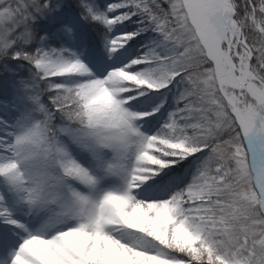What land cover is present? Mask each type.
Returning <instances> with one entry per match:
<instances>
[{"label": "snow or ice", "instance_id": "1", "mask_svg": "<svg viewBox=\"0 0 264 264\" xmlns=\"http://www.w3.org/2000/svg\"><path fill=\"white\" fill-rule=\"evenodd\" d=\"M0 264H264V0H0Z\"/></svg>", "mask_w": 264, "mask_h": 264}]
</instances>
